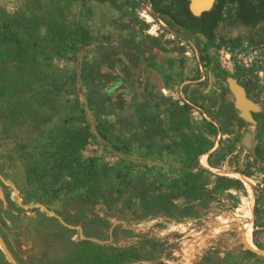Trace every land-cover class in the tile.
Here are the masks:
<instances>
[{"label":"rangeland","instance_id":"374dc122","mask_svg":"<svg viewBox=\"0 0 264 264\" xmlns=\"http://www.w3.org/2000/svg\"><path fill=\"white\" fill-rule=\"evenodd\" d=\"M110 1L0 0V23L18 26L15 40L0 45V264H14L7 254L15 264H76L86 240L125 246L144 235L159 239L164 264H195L197 257L264 264V168L247 180L221 173L231 171L235 156L264 153V0H214L199 15L190 12L191 0ZM5 33L0 29L1 39ZM140 65L162 79L152 86L155 101L167 98L158 108L168 137L149 146L132 138L141 131L133 105L151 87L131 96L135 88L120 89L111 74L124 71L139 83ZM231 83L244 89L250 119L241 116ZM91 92L99 111L88 108ZM169 101L190 107L182 130L170 127ZM245 135L254 139L249 147ZM184 139L211 142L197 162L203 155L222 169L205 168L238 179L244 190L214 192L219 201L203 219L201 208L185 222L145 216L134 195L164 191L192 170ZM233 195L240 204L230 210ZM251 215L247 232L258 252L246 247L247 232L243 237ZM233 226L239 234L228 238ZM140 252L160 264L156 251Z\"/></svg>","mask_w":264,"mask_h":264},{"label":"trees","instance_id":"16d2710c","mask_svg":"<svg viewBox=\"0 0 264 264\" xmlns=\"http://www.w3.org/2000/svg\"><path fill=\"white\" fill-rule=\"evenodd\" d=\"M103 1H109L110 3H113V1L110 0ZM153 10L156 13H160V11L155 6H153ZM171 25L176 27L175 21H173ZM17 27H15L9 21H1L0 29H5L7 33L2 35V39L0 38V45L3 44L5 38L8 39L9 43L15 40V35L12 28L18 29ZM80 36L83 43H86L89 40L88 33L85 30H81ZM196 44L200 46L197 41ZM200 50V55L203 57L202 49ZM209 60L210 59L207 61ZM82 74L84 79L87 81V84L93 85V71L89 65H86L85 63L82 65ZM154 92L155 89L151 87V89L145 93L143 99L141 101H136L133 105V111L137 119V124L141 128V131L136 133L132 138L140 145L149 146V144H152L156 138L168 137L163 125V120L161 117L162 113L158 108L159 103H163L167 98L161 97L159 101H155V95H153ZM94 98L95 97H92V92L88 94V108L92 111H99L97 106L98 102L95 101ZM195 100L196 99H194V101ZM100 106V110L104 111L103 101H101ZM165 106L166 109L164 111L169 115L171 120L170 127L172 129L182 130L189 125L187 112L189 111L190 107L188 104L183 103L178 105L177 103L169 101ZM233 116H236V114L231 112V118H233ZM215 133V128L211 127V135H214ZM184 146L192 159V170L186 173L180 184L172 182L164 191L159 190L155 191L154 193H150L149 189H143L134 195L138 198L140 202L139 204L141 208H143V213L145 216L164 215L172 222H185L190 216H195L196 210L201 208L203 209V212L200 216L203 219L207 213L206 209L212 203L219 201L215 197L214 192L227 189L230 186H235L237 189L244 190V185L238 179L231 180L225 175L213 173L197 162L199 155L212 149L213 145L211 142L203 144L197 139L191 142L184 139ZM232 162L233 165L230 167L231 171L228 172L233 174L245 177L246 179H251L258 172V170L254 171L252 169L251 162L247 159H239L237 156H235ZM207 164L211 168L222 169L211 163L208 159ZM118 176H121L122 180H124L125 176L121 174H118ZM246 192L247 191H242L243 196H247ZM94 193V196H100L98 193ZM178 198H182L183 203L181 205H177L176 203V199ZM229 202V209H236L240 204L239 196H231ZM255 204L256 203H254V199L250 198L249 210L253 209V205L256 206ZM194 220L196 223L199 219L195 218ZM226 231L228 238L237 236L239 234V229L237 226H233ZM85 243L86 245L84 250L78 256L76 264H148L141 258L140 250L142 248L148 247L151 250L156 251L159 253L160 259L161 255L165 252L164 247L157 237H150L147 235L141 237L137 243L127 246H114L103 240L99 242L86 240ZM247 252H252L253 254L255 253L249 249H247ZM158 263L164 264L162 259ZM195 264L208 263L201 260L200 257H197L195 258Z\"/></svg>","mask_w":264,"mask_h":264},{"label":"water","instance_id":"95a60500","mask_svg":"<svg viewBox=\"0 0 264 264\" xmlns=\"http://www.w3.org/2000/svg\"><path fill=\"white\" fill-rule=\"evenodd\" d=\"M213 1L214 0H191L190 6H189V10H190V12L192 14L199 15L202 12L209 10V8L211 7ZM230 89L235 95V99H236L237 105L240 106L243 109V111L241 113V116L243 118H245V119H250V117L248 115V109L251 108V106L249 105L248 100H247V98L245 96L244 89L242 87H240L239 85H236L234 83L230 84ZM253 142H254V139H253L252 136L245 135L243 137V143L247 147L252 145ZM0 245H1L2 249L4 251H6V247L3 244V242L1 241V239H0ZM246 247L251 249V250H253V251H255V252H258L257 249H252V248H250L247 245H246ZM259 252L263 254V250H260ZM7 257L15 264L13 258L9 254H7Z\"/></svg>","mask_w":264,"mask_h":264},{"label":"crops","instance_id":"0c3cea01","mask_svg":"<svg viewBox=\"0 0 264 264\" xmlns=\"http://www.w3.org/2000/svg\"><path fill=\"white\" fill-rule=\"evenodd\" d=\"M128 65L131 66L130 64H128ZM139 69H140V73H141V76L138 78L139 83H136V82L132 83L131 79L130 78L128 79V77L126 76L127 73H124V71H122L123 73L122 72L121 73H111V74H115L117 77V80H114L113 83H117L118 86L120 87V89L122 88L123 90L132 89L134 87L135 92H131V96L134 95L135 93L138 94V93L142 92L143 90H146L147 88H150L152 86H154L158 89V87L160 85H163L162 79H161V77H159V75H153L152 77L146 76L144 69L141 67V65L139 66ZM120 78H125L123 83L119 82L118 79H120ZM110 83H112V82H110ZM131 85H132V87H131ZM128 96H130V95H128ZM131 244H134V241L131 243H126L124 245L127 246V245H131Z\"/></svg>","mask_w":264,"mask_h":264},{"label":"bare ground","instance_id":"6f19581e","mask_svg":"<svg viewBox=\"0 0 264 264\" xmlns=\"http://www.w3.org/2000/svg\"><path fill=\"white\" fill-rule=\"evenodd\" d=\"M200 163H201L202 166L207 167V168H208V167L210 168V166H208L207 163L204 161V157H203V155L200 157ZM211 170H212V169H211ZM213 171H214V170H213ZM215 171L219 172L218 170H215ZM215 171H214V172H215ZM221 173H227V174L233 176V175L231 174V172H221ZM240 179H242V180H243V179H244V180H247L245 177H242V176H241ZM250 198H252V196H251ZM251 212H252V209H251ZM251 218H252V215L250 216V221H249V224H248V226L246 227V229H245V231H244L243 237H244L245 233L247 232V230L249 229V227H251ZM247 233H248V232H247ZM246 244H247V246H249V247L252 248V249H257L256 246L254 245V243L252 242L249 233H248V235L246 236ZM263 254H264V251H263Z\"/></svg>","mask_w":264,"mask_h":264},{"label":"flooded vegetation","instance_id":"af4514ba","mask_svg":"<svg viewBox=\"0 0 264 264\" xmlns=\"http://www.w3.org/2000/svg\"><path fill=\"white\" fill-rule=\"evenodd\" d=\"M256 153L257 154H252V159L247 160L251 162V166L254 171H260L261 168H264V153H261L260 148L257 149ZM255 157H257V160Z\"/></svg>","mask_w":264,"mask_h":264}]
</instances>
